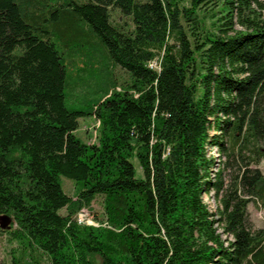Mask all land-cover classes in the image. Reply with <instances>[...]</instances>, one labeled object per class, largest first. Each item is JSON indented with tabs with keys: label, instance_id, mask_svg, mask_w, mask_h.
I'll list each match as a JSON object with an SVG mask.
<instances>
[{
	"label": "trees",
	"instance_id": "obj_1",
	"mask_svg": "<svg viewBox=\"0 0 264 264\" xmlns=\"http://www.w3.org/2000/svg\"><path fill=\"white\" fill-rule=\"evenodd\" d=\"M88 117L97 147L70 135ZM262 160L264 0H0L12 264H264Z\"/></svg>",
	"mask_w": 264,
	"mask_h": 264
},
{
	"label": "rangeland",
	"instance_id": "obj_2",
	"mask_svg": "<svg viewBox=\"0 0 264 264\" xmlns=\"http://www.w3.org/2000/svg\"><path fill=\"white\" fill-rule=\"evenodd\" d=\"M98 121L94 117H88L84 119H79L76 125L70 129V135L76 136L80 138L82 141H84L89 147H97L98 142ZM213 133V132H212ZM207 149V155L212 157L214 164L211 165L212 171H216L218 168H222V165L219 161V155L214 146L206 147ZM221 160V159H220ZM224 160V159H222ZM218 161V163H217ZM134 164L136 166V171L138 177H141V169L138 166V163L134 161ZM262 174L264 175V160L260 161L259 165L257 166ZM228 170H223L224 178L228 179ZM61 186L65 194L69 196H73L75 194L74 185L71 180L61 177ZM211 194V193H210ZM206 197V198H205ZM204 202L208 205V208L210 210L214 209V201L213 198L208 196H204L203 198ZM85 210V212H88V209H81ZM102 205H101V199L97 198L93 205L92 210L90 212V215L92 217L98 218V220L102 219ZM247 211L249 214L250 224L252 227V230H257L260 228H264V208H257L252 203H250L247 206ZM62 212V211H61ZM99 224H94V227H97ZM19 251V245L18 242L14 239H9L8 235L0 234V264H12V258L13 255L17 256L16 253Z\"/></svg>",
	"mask_w": 264,
	"mask_h": 264
},
{
	"label": "built area",
	"instance_id": "obj_3",
	"mask_svg": "<svg viewBox=\"0 0 264 264\" xmlns=\"http://www.w3.org/2000/svg\"><path fill=\"white\" fill-rule=\"evenodd\" d=\"M148 66H150V68H152L154 70L158 69L157 62H155V61L150 62L148 64ZM75 220H76L77 224H79V225L93 226L94 224H99L96 220H94L92 218L89 210H88V212H80L79 211L75 216Z\"/></svg>",
	"mask_w": 264,
	"mask_h": 264
},
{
	"label": "water",
	"instance_id": "obj_4",
	"mask_svg": "<svg viewBox=\"0 0 264 264\" xmlns=\"http://www.w3.org/2000/svg\"><path fill=\"white\" fill-rule=\"evenodd\" d=\"M12 219L8 216H0V229L8 231L11 228Z\"/></svg>",
	"mask_w": 264,
	"mask_h": 264
}]
</instances>
